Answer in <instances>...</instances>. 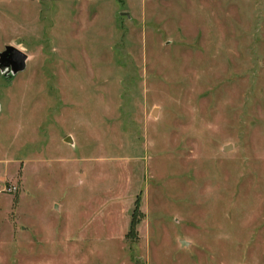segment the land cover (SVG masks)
<instances>
[{
  "label": "rangeland",
  "instance_id": "1",
  "mask_svg": "<svg viewBox=\"0 0 264 264\" xmlns=\"http://www.w3.org/2000/svg\"><path fill=\"white\" fill-rule=\"evenodd\" d=\"M0 264H264V0H0Z\"/></svg>",
  "mask_w": 264,
  "mask_h": 264
},
{
  "label": "water",
  "instance_id": "2",
  "mask_svg": "<svg viewBox=\"0 0 264 264\" xmlns=\"http://www.w3.org/2000/svg\"><path fill=\"white\" fill-rule=\"evenodd\" d=\"M126 14H127V13H126ZM15 55H17V54H15ZM18 56H19L20 58H23V57H24V56L22 57V55H17L16 57H18ZM155 112H156V110L154 109V110H153V113H155Z\"/></svg>",
  "mask_w": 264,
  "mask_h": 264
}]
</instances>
